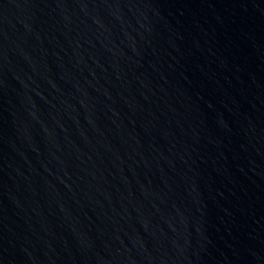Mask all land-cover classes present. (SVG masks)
Returning <instances> with one entry per match:
<instances>
[{
	"label": "water",
	"instance_id": "1",
	"mask_svg": "<svg viewBox=\"0 0 264 264\" xmlns=\"http://www.w3.org/2000/svg\"><path fill=\"white\" fill-rule=\"evenodd\" d=\"M0 264H264V0H0Z\"/></svg>",
	"mask_w": 264,
	"mask_h": 264
}]
</instances>
